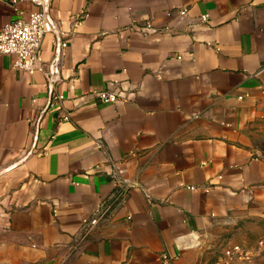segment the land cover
I'll return each mask as SVG.
<instances>
[{
    "label": "crops",
    "instance_id": "0c3cea01",
    "mask_svg": "<svg viewBox=\"0 0 264 264\" xmlns=\"http://www.w3.org/2000/svg\"><path fill=\"white\" fill-rule=\"evenodd\" d=\"M47 8L42 69L0 55V264H191L211 223L264 219V0Z\"/></svg>",
    "mask_w": 264,
    "mask_h": 264
},
{
    "label": "built area",
    "instance_id": "2783aa9c",
    "mask_svg": "<svg viewBox=\"0 0 264 264\" xmlns=\"http://www.w3.org/2000/svg\"><path fill=\"white\" fill-rule=\"evenodd\" d=\"M15 5L24 0H10ZM38 9L29 10L27 18H15L4 23L0 27V55L11 54L14 56L13 66L32 73L42 69V61L39 56V48L44 34L55 30L54 23L48 12L49 0H26ZM185 9H180L179 14L184 15ZM207 14L200 16L201 20L207 19ZM66 43L57 37V49L65 47ZM97 96L104 101L114 102L119 99L120 94L112 92H99ZM61 98V96H57ZM68 119V115H63ZM127 186H123L117 194L104 205L96 209L88 222L86 231L91 230L102 218L110 212L114 204L119 200Z\"/></svg>",
    "mask_w": 264,
    "mask_h": 264
},
{
    "label": "rangeland",
    "instance_id": "374dc122",
    "mask_svg": "<svg viewBox=\"0 0 264 264\" xmlns=\"http://www.w3.org/2000/svg\"><path fill=\"white\" fill-rule=\"evenodd\" d=\"M191 264H264V219L236 214L200 235Z\"/></svg>",
    "mask_w": 264,
    "mask_h": 264
}]
</instances>
